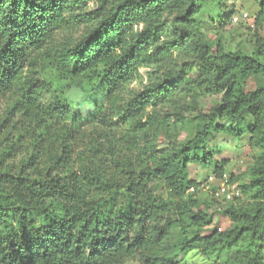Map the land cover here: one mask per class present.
Segmentation results:
<instances>
[{"label": "clouds", "instance_id": "obj_1", "mask_svg": "<svg viewBox=\"0 0 264 264\" xmlns=\"http://www.w3.org/2000/svg\"><path fill=\"white\" fill-rule=\"evenodd\" d=\"M6 118L0 264H264V0H0Z\"/></svg>", "mask_w": 264, "mask_h": 264}, {"label": "trees", "instance_id": "obj_2", "mask_svg": "<svg viewBox=\"0 0 264 264\" xmlns=\"http://www.w3.org/2000/svg\"><path fill=\"white\" fill-rule=\"evenodd\" d=\"M258 51V50H257ZM225 55H227V53H225ZM13 109H16V105L13 104ZM26 115V114H25ZM10 123V121L6 118L5 119V123L4 125H0V131L2 130H6L8 124ZM17 123H19V121H17ZM15 125H12V128L15 129ZM42 129V130H41ZM49 135L48 133V129L46 127H43V125H40L36 128L35 132H34V137L39 138V137H47ZM11 137V132H9V135L5 137V142H8L9 138ZM18 140H22L24 139L23 136H20L17 138ZM35 146L39 147L41 143H43L42 141H34ZM10 155V153H8ZM259 171H264V169L259 170ZM253 182H256V178L255 176L253 177ZM207 197V193L203 194L201 199H205Z\"/></svg>", "mask_w": 264, "mask_h": 264}, {"label": "rangeland", "instance_id": "obj_3", "mask_svg": "<svg viewBox=\"0 0 264 264\" xmlns=\"http://www.w3.org/2000/svg\"><path fill=\"white\" fill-rule=\"evenodd\" d=\"M228 39H231L230 37Z\"/></svg>", "mask_w": 264, "mask_h": 264}]
</instances>
